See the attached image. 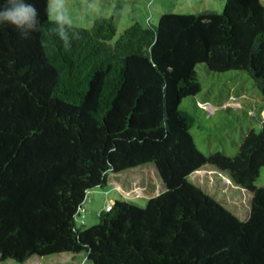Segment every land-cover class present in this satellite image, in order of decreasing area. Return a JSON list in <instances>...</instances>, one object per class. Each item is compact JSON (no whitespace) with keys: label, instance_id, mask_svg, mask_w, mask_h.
<instances>
[{"label":"trees","instance_id":"16d2710c","mask_svg":"<svg viewBox=\"0 0 264 264\" xmlns=\"http://www.w3.org/2000/svg\"><path fill=\"white\" fill-rule=\"evenodd\" d=\"M28 2L39 31L25 39L0 25V261L264 264V117L235 156L205 155L191 134L196 117L181 108L202 90L200 65L245 71L264 95L262 1L163 13L116 39L114 18L101 16L73 25L80 38L68 48L49 32L47 0ZM148 164L162 178L159 195L145 206L116 200L84 227L93 189ZM206 168L251 194L246 220L192 182Z\"/></svg>","mask_w":264,"mask_h":264},{"label":"rangeland","instance_id":"374dc122","mask_svg":"<svg viewBox=\"0 0 264 264\" xmlns=\"http://www.w3.org/2000/svg\"><path fill=\"white\" fill-rule=\"evenodd\" d=\"M261 1L264 4V0ZM224 5L225 0H66L68 15L74 26L90 27L97 17H113L117 24L115 39L136 21L156 25L163 13L222 12ZM197 70L202 90L181 102V108L196 117V124L191 129L194 142L205 155L221 151L235 156L244 136L251 130H261L264 95L245 71L217 73L203 65L198 66ZM190 179L239 219L248 218L251 194L234 185L226 176L206 168L194 173ZM256 186H264V168ZM163 189L162 178L153 164L109 174L106 187L93 189L84 204V227L97 224L101 209L97 207L104 206L109 199L132 201L145 206L149 198L159 195ZM80 222L81 218L78 217V225ZM82 257L76 259L71 254L44 258L36 256L24 264H82ZM83 263L94 264L90 260ZM0 264L22 263L9 259L0 261Z\"/></svg>","mask_w":264,"mask_h":264},{"label":"clouds","instance_id":"9594fccd","mask_svg":"<svg viewBox=\"0 0 264 264\" xmlns=\"http://www.w3.org/2000/svg\"><path fill=\"white\" fill-rule=\"evenodd\" d=\"M46 11L51 24L49 32L58 36L65 48L69 47L72 40L80 38L73 31L66 0H47ZM39 23L38 10L28 0H6L5 4L0 5V25L13 26L22 38L27 39L33 32L39 31Z\"/></svg>","mask_w":264,"mask_h":264},{"label":"crops","instance_id":"0c3cea01","mask_svg":"<svg viewBox=\"0 0 264 264\" xmlns=\"http://www.w3.org/2000/svg\"><path fill=\"white\" fill-rule=\"evenodd\" d=\"M114 202L115 201L113 199H109V202L108 203L104 204V206L102 205L101 207H97V208H98V210H99V208H101L100 209V211H101V210L105 209L108 204H113Z\"/></svg>","mask_w":264,"mask_h":264},{"label":"built area","instance_id":"2783aa9c","mask_svg":"<svg viewBox=\"0 0 264 264\" xmlns=\"http://www.w3.org/2000/svg\"><path fill=\"white\" fill-rule=\"evenodd\" d=\"M110 207H111V205H108V206H107V209H109ZM81 211H82V212H84V211H85V209H84V208H82V209H81Z\"/></svg>","mask_w":264,"mask_h":264}]
</instances>
